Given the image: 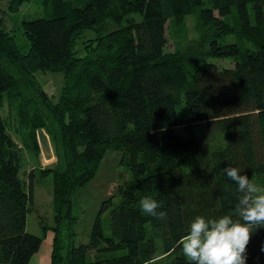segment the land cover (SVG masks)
Instances as JSON below:
<instances>
[{
    "label": "trees",
    "instance_id": "16d2710c",
    "mask_svg": "<svg viewBox=\"0 0 264 264\" xmlns=\"http://www.w3.org/2000/svg\"><path fill=\"white\" fill-rule=\"evenodd\" d=\"M28 1L7 6L14 12ZM43 2L46 15L21 21L24 43L0 15V264H28L49 230V264H189L181 242L196 216L242 222L241 194L224 168H239L264 190V0ZM195 10L207 30L187 55L167 51V21ZM225 34L233 39L224 41ZM39 72L62 73L55 101ZM4 101L17 129H31L36 153L34 129L50 126L53 167L24 174ZM112 148L130 176L117 200L107 196L100 207L109 208V232L99 213L88 240L75 243L73 195ZM50 173L54 223L40 220L37 235L26 218L35 184ZM144 196L161 203L164 219L142 212ZM262 248L258 228L247 264H264Z\"/></svg>",
    "mask_w": 264,
    "mask_h": 264
},
{
    "label": "rangeland",
    "instance_id": "374dc122",
    "mask_svg": "<svg viewBox=\"0 0 264 264\" xmlns=\"http://www.w3.org/2000/svg\"><path fill=\"white\" fill-rule=\"evenodd\" d=\"M8 0H0V15L5 14L6 25L8 28L14 32L17 42L24 43L25 39L20 31L22 19L35 18L39 16H44L47 14V9L44 6L43 0H31L23 3L19 6L17 11H10L8 8ZM7 12V16H6ZM217 14V11H214ZM199 11L195 10L191 14L186 15L182 20L171 21L168 20L166 25V46L167 51L179 50L183 51L187 55L189 52V47H191L193 40H198L200 34L207 30V24L201 23L198 18ZM212 30L209 28L208 33ZM86 35V34H85ZM225 38V39H224ZM224 41H230L233 39L232 34H225L222 38ZM227 43V42H223ZM193 47V46H192ZM197 47V45H196ZM213 59L216 63L221 66H232L233 61L231 58H221L214 57ZM40 83H42L43 88L53 97V101L57 99L61 85H62V73L60 72H47L37 73ZM2 114L6 118L9 130L17 143L21 146L23 154V167L22 170L28 171L32 167L37 169L38 166L41 167H53L57 161V156L52 147L53 156L50 159H45L38 143L37 131L43 129L47 135L46 131L48 127L46 124L44 126L34 129L36 134V140L39 150L37 153L33 150L31 140L29 135L31 134V129L26 127L18 128L16 127L17 121L14 112H9V106L6 101H4L2 106ZM51 122H48L50 125ZM49 137V136H48ZM120 151L116 148L109 149L100 164L95 175L87 181L84 185L76 190L74 197V214L77 216V220L74 224L75 238L74 242L79 243L80 241H87L91 231V227L95 217L100 213L102 219L103 227L105 233L109 232L108 227V212L109 208L101 211L100 207L103 200L107 196H113V201H116L118 185L124 182L129 176V169L120 163L119 161ZM23 174V176H25ZM52 174L40 177L38 182L35 184L34 190V200L33 209L27 214L26 218V228L29 232L41 235L42 229L39 221L42 223L52 225L54 223V213L52 207V185H53ZM256 188L260 189L257 184H254ZM256 193L257 195H264V190ZM101 211V212H100ZM51 234L49 230L42 240L41 247L39 251L36 252L29 260L28 264H49V256L44 255V250L46 244L49 246V251L51 252ZM49 252V254H50ZM118 253V251H113Z\"/></svg>",
    "mask_w": 264,
    "mask_h": 264
},
{
    "label": "clouds",
    "instance_id": "9594fccd",
    "mask_svg": "<svg viewBox=\"0 0 264 264\" xmlns=\"http://www.w3.org/2000/svg\"><path fill=\"white\" fill-rule=\"evenodd\" d=\"M223 171L241 194L236 212L242 222L234 221L229 215L217 219L196 216L181 242L189 264H247L250 235L264 228V195L256 194L261 190L239 168L226 167ZM139 206L146 215L157 219L166 217L165 212L158 211L161 203L149 196L142 197Z\"/></svg>",
    "mask_w": 264,
    "mask_h": 264
},
{
    "label": "water",
    "instance_id": "95a60500",
    "mask_svg": "<svg viewBox=\"0 0 264 264\" xmlns=\"http://www.w3.org/2000/svg\"><path fill=\"white\" fill-rule=\"evenodd\" d=\"M37 139L44 158L50 159L53 156L52 147L49 137L43 129L37 131Z\"/></svg>",
    "mask_w": 264,
    "mask_h": 264
},
{
    "label": "crops",
    "instance_id": "0c3cea01",
    "mask_svg": "<svg viewBox=\"0 0 264 264\" xmlns=\"http://www.w3.org/2000/svg\"><path fill=\"white\" fill-rule=\"evenodd\" d=\"M41 247V246H40ZM50 249H49V246H48V244H46V247H45V250H44V255H47V257L49 256L50 257V254H49V251ZM39 251V250H38Z\"/></svg>",
    "mask_w": 264,
    "mask_h": 264
}]
</instances>
